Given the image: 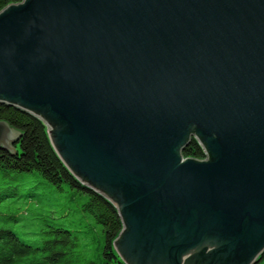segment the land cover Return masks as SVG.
Segmentation results:
<instances>
[{"label": "water", "instance_id": "1", "mask_svg": "<svg viewBox=\"0 0 264 264\" xmlns=\"http://www.w3.org/2000/svg\"><path fill=\"white\" fill-rule=\"evenodd\" d=\"M0 103L43 115L68 169L116 199L126 264L261 261L264 0L9 5ZM18 135L0 121V149ZM193 138L206 159L182 155Z\"/></svg>", "mask_w": 264, "mask_h": 264}, {"label": "trees", "instance_id": "2", "mask_svg": "<svg viewBox=\"0 0 264 264\" xmlns=\"http://www.w3.org/2000/svg\"><path fill=\"white\" fill-rule=\"evenodd\" d=\"M23 1L0 0V12ZM0 121L8 123L19 133L14 139L13 151L0 149L3 177L36 171L60 191L69 189L73 195L83 197V211L92 214L102 227L105 245L101 254L104 259L108 264H125L115 249V241L124 228L118 208L104 195L80 182L68 169L52 145L44 122L32 113L5 103H0ZM182 155L195 160L207 158L194 138L183 149ZM46 222V228L39 233L40 238L33 243L24 241L12 230L0 228V264H98L82 255L75 232L60 227L52 217ZM261 260H264V253Z\"/></svg>", "mask_w": 264, "mask_h": 264}, {"label": "rangeland", "instance_id": "3", "mask_svg": "<svg viewBox=\"0 0 264 264\" xmlns=\"http://www.w3.org/2000/svg\"><path fill=\"white\" fill-rule=\"evenodd\" d=\"M36 116L44 122L51 137L49 122L43 115ZM111 201L119 207L116 199ZM83 203V197L73 195L69 189L60 191L39 172L13 173L7 177L0 173V228L12 230L24 241L33 243L46 228V219L52 217L60 227L79 237L82 255L98 264H108L101 254L105 245L102 227L92 214L83 211ZM259 264H264V260Z\"/></svg>", "mask_w": 264, "mask_h": 264}, {"label": "crops", "instance_id": "4", "mask_svg": "<svg viewBox=\"0 0 264 264\" xmlns=\"http://www.w3.org/2000/svg\"><path fill=\"white\" fill-rule=\"evenodd\" d=\"M16 138V137H15ZM14 137H13V140L15 139Z\"/></svg>", "mask_w": 264, "mask_h": 264}]
</instances>
